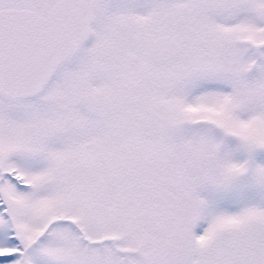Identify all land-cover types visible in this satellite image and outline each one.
<instances>
[{
  "label": "snow or ice",
  "instance_id": "6c2138e0",
  "mask_svg": "<svg viewBox=\"0 0 264 264\" xmlns=\"http://www.w3.org/2000/svg\"><path fill=\"white\" fill-rule=\"evenodd\" d=\"M0 264H264V0H0Z\"/></svg>",
  "mask_w": 264,
  "mask_h": 264
}]
</instances>
